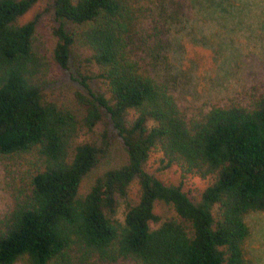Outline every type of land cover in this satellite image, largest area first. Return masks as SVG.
<instances>
[{
  "label": "trees",
  "instance_id": "trees-1",
  "mask_svg": "<svg viewBox=\"0 0 264 264\" xmlns=\"http://www.w3.org/2000/svg\"><path fill=\"white\" fill-rule=\"evenodd\" d=\"M36 1L0 0V264H248L245 217L264 212V0H48L49 58L73 60L81 86L71 104L48 97L36 19L19 21ZM113 138L123 162L78 194ZM153 150L207 180L197 200L145 170Z\"/></svg>",
  "mask_w": 264,
  "mask_h": 264
},
{
  "label": "rangeland",
  "instance_id": "rangeland-1",
  "mask_svg": "<svg viewBox=\"0 0 264 264\" xmlns=\"http://www.w3.org/2000/svg\"><path fill=\"white\" fill-rule=\"evenodd\" d=\"M32 18L36 19L34 29V45L38 52L48 59V68L47 72L45 73V79L47 80L45 91L50 99L71 104L72 91L75 89H81V86L78 84L77 80L74 79L73 60L72 62H69L68 68L63 69L57 64L53 63L49 58L50 50L54 45L55 38L51 33L54 22L51 12L48 9V0H37L19 18V21L23 22ZM73 53L77 56H82L87 54V51L82 48H76L74 49ZM77 56H75V58ZM89 85L92 89H100V84L95 79L90 80ZM160 159L161 153L158 150L151 151L144 167L145 170L165 183H178L180 181L182 189L186 192L188 197L193 201L197 200L200 191L207 184V180H203L190 174H186L181 177L180 171L176 166L172 165L167 168H163ZM123 160L124 154L120 144L116 138H113L106 156H103L94 166V168H92L88 174L81 178L77 189L78 194H83L88 189L95 175L107 169L108 167L122 163ZM10 162L12 161H0V210L3 209L7 199L2 183V180L4 179L3 164ZM136 193L137 185L136 183H132L130 186V195L134 197ZM153 211L161 219L174 215L171 207L162 202H155ZM118 216L121 217V214L118 213ZM245 219L251 231V234L246 242L248 250V264H264V212H250L246 215ZM150 225L154 227L156 224L151 223ZM102 264L130 263L116 261Z\"/></svg>",
  "mask_w": 264,
  "mask_h": 264
}]
</instances>
